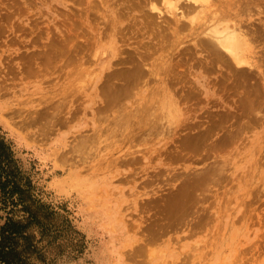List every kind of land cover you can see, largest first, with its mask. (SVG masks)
<instances>
[{
	"label": "rangeland",
	"instance_id": "1",
	"mask_svg": "<svg viewBox=\"0 0 264 264\" xmlns=\"http://www.w3.org/2000/svg\"><path fill=\"white\" fill-rule=\"evenodd\" d=\"M141 2L0 0V137L20 186L0 187V224L30 220L21 264H264V0L242 1L243 71L198 45L167 57L166 31L135 27ZM135 64L144 92L92 87Z\"/></svg>",
	"mask_w": 264,
	"mask_h": 264
},
{
	"label": "bare ground",
	"instance_id": "2",
	"mask_svg": "<svg viewBox=\"0 0 264 264\" xmlns=\"http://www.w3.org/2000/svg\"><path fill=\"white\" fill-rule=\"evenodd\" d=\"M242 1L142 0L138 7L142 9L140 17L143 19L144 25L136 24L135 27L140 30L141 34H146L149 28L154 34L160 33L159 31H166L170 36L169 48L172 47L167 52V57H171L173 50L181 51V46L185 44H191L193 47L198 45L207 50L210 56L216 58L213 60L226 61L228 59L230 63L232 62L236 67H239L236 68V71H243L244 69L240 66L251 65L252 57L251 45L247 35L248 29H246L248 17H245ZM109 11L111 12V9ZM110 14L114 17L113 13ZM152 15L155 16V19ZM166 71L164 69L158 72L157 69L148 68L150 76L155 78L156 87L164 92H168ZM105 74L100 73L94 79L95 82L92 87L96 92L104 91L115 102L121 98V93L129 87L139 85L141 76L145 73L137 64L124 72L123 69L114 72L116 75H124L126 83L122 84L111 82ZM146 85L147 83H141V92L147 88ZM160 95L162 100L168 98L165 93L160 92ZM158 97L160 96L158 95ZM248 99H252V92L248 94ZM61 183L62 180H56L57 185H61Z\"/></svg>",
	"mask_w": 264,
	"mask_h": 264
},
{
	"label": "trees",
	"instance_id": "3",
	"mask_svg": "<svg viewBox=\"0 0 264 264\" xmlns=\"http://www.w3.org/2000/svg\"><path fill=\"white\" fill-rule=\"evenodd\" d=\"M8 146L0 137V174L6 170V178L4 181L0 180V187L4 195H10L20 190V186L16 185L14 179L13 168L11 167V159H9ZM12 182L15 186L13 189L6 190L7 184ZM26 211L29 213L31 219H36L35 212L27 206ZM30 220L22 223L19 219L8 216L6 220L0 224V264H21L20 252L17 249L18 237L27 236L24 234L26 226Z\"/></svg>",
	"mask_w": 264,
	"mask_h": 264
}]
</instances>
